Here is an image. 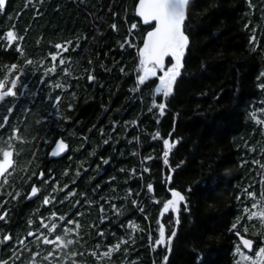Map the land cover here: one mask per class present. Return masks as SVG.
Instances as JSON below:
<instances>
[{
  "label": "trees",
  "instance_id": "16d2710c",
  "mask_svg": "<svg viewBox=\"0 0 264 264\" xmlns=\"http://www.w3.org/2000/svg\"><path fill=\"white\" fill-rule=\"evenodd\" d=\"M136 1L7 0L0 8V80L26 85L12 115L17 139H0V147L16 150L0 182L3 264H72L73 252L76 264H245L237 248L254 257L264 246V0L190 3V44L162 115L149 111L157 96L162 102L154 85L136 84L137 46L149 30L134 15ZM161 137L172 143L167 163ZM58 138L69 152L49 160ZM32 186L38 194L29 200ZM170 187L187 196L178 224L176 215L159 211ZM101 206L111 218L103 224L111 232L101 251L121 237L126 242L97 259ZM53 211L55 235H65L61 215L80 225L67 226L74 243L55 251L42 237L37 246L41 230L51 237L41 218L50 224ZM160 224L176 234L154 249ZM30 231L36 236L28 237ZM236 231L254 240L252 253ZM20 240L40 256L17 247ZM49 251L54 255L44 259Z\"/></svg>",
  "mask_w": 264,
  "mask_h": 264
},
{
  "label": "snow or ice",
  "instance_id": "6c2138e0",
  "mask_svg": "<svg viewBox=\"0 0 264 264\" xmlns=\"http://www.w3.org/2000/svg\"><path fill=\"white\" fill-rule=\"evenodd\" d=\"M6 0H0V8L5 7ZM190 3V0H138L135 5V13L138 17L141 18L145 25H148L149 30L143 36V43L142 45L137 46V55H138V65L139 72L136 74V84L137 86H144L145 88L148 87L149 84L154 85V92L157 94L162 95L163 97L167 98L174 90V84L177 80V77L181 74V69L183 67V58L185 56L186 49L190 44V38L186 34L187 29L185 27L186 19H187V8ZM133 28L136 27L135 24L132 25ZM8 42L12 43L14 39L13 31L7 32ZM125 43H128L125 41ZM131 46V45H130ZM56 49H60L62 47L61 44L57 43L55 45ZM124 45L121 44V48ZM166 58H170V61H166ZM52 59L55 60L56 56L53 55ZM27 63V62H26ZM62 63V61H61ZM16 65H13L15 68ZM123 71V69H121ZM264 76V73L261 74ZM155 77V80H150V78ZM93 76L89 75L88 80H93ZM44 76H41V82H43ZM158 81V82H157ZM59 87V85H57ZM262 89H264V84L260 85ZM26 85L22 84L18 81L17 78H11L10 80H0V102L5 101L7 97H17L25 95ZM135 91V89H134ZM61 97L57 95L55 97V101L59 102ZM159 100V96H157L152 101V108L159 109L161 115L164 113V110L167 106V100L162 102H157ZM71 107V105H69ZM8 113L13 112L12 107L7 108ZM8 116H4L3 119L5 121L8 120ZM132 124H136V121L133 120ZM4 127L3 124H0V128ZM13 137L17 135V129H13ZM159 136V133H157ZM10 137L9 139H11ZM163 141V156L165 158V163H167V158L169 156V151L172 147V143L168 138L161 137ZM66 145L60 139L55 140V149L51 152V155L56 156L60 152H64ZM9 150L3 151V159L0 160V173H6V166H8L10 161V156L12 155L11 152V145H8ZM147 171V169H145ZM40 179H43V173H41ZM169 178L166 177V180ZM67 187V186H65ZM148 190L151 192L153 190V184H148ZM170 197L169 199H165L163 201L162 207L159 209L160 213H170L171 215L178 216V210L180 206H183L184 211H188L187 205V196L182 194V191L177 190L175 188H169ZM187 192L191 191V186L186 190ZM38 192V188L36 186H32L31 191L27 193V198H33ZM253 193L248 192V196H252ZM71 196V193H69ZM15 199V197H13ZM239 199V197H237ZM49 200L48 197L44 198V204H48ZM133 205H136V201H133ZM78 207L77 205L73 206V211L75 208ZM115 207V206H113ZM253 208H256L257 205L253 204ZM118 211V210H117ZM249 209L247 207L244 208V212L247 213ZM101 227L100 231L96 233L97 239L104 238L101 240V243L96 245V250L92 252L93 256H96L97 259L100 256H107L111 252L117 250L121 243L126 242V240L121 237L116 241L115 244H110L107 247V251H101L104 244L107 243L108 233L111 232L109 229L107 232L103 229L104 222L111 223V218L101 206ZM70 215V214H69ZM79 216L80 213H77ZM256 213L253 212L252 216H255ZM53 218L50 224H43V218H41V224L44 228L47 229V232L51 234L44 235L43 230L40 231L39 236L37 237V246H40V238L42 237V244L43 245H55V250H62L67 248L69 245L74 243L73 240L67 239V235L72 233V229L67 227L68 225H76V228L79 229L80 225L78 221L68 219L65 215H61L58 219L61 222L66 221L64 226L65 235H55L54 230L57 229L58 225L55 222V218L57 217V213L53 211L51 213ZM260 217L264 220V211L260 212ZM3 218V217H0ZM251 219V217H250ZM177 224L179 223L178 218L175 221ZM233 223L231 228L232 230L237 229V224ZM247 231V229H245ZM176 234V228H171V234H166V229L163 224H160L159 227V238L155 240V244L153 248L155 249L157 246L167 247L168 244L173 240ZM28 237L36 236L34 232H28ZM114 236L115 233H112ZM236 235L240 237V243L246 249H252L253 241L251 239L244 238L241 236L239 231H236ZM54 237V238H52ZM11 237L9 235H5L3 237L4 241H10ZM27 237L25 238V240ZM25 240H20L17 242V247L21 250L26 249ZM63 241V242H62ZM27 251L31 252V249H26ZM127 251V249H125ZM237 254L241 257V259L245 262V264H264V246H261L259 250L255 251V256H248L244 255L240 251V248L236 249ZM34 258H38L40 256L39 252H31ZM23 255V251L21 252V256ZM54 255L53 251L47 252V255L44 259H48ZM79 255V253L73 252L72 253V264H76L75 258ZM19 259V257L17 258ZM202 259V254H201ZM167 260V257H165ZM3 264V262H0Z\"/></svg>",
  "mask_w": 264,
  "mask_h": 264
},
{
  "label": "flooded vegetation",
  "instance_id": "af4514ba",
  "mask_svg": "<svg viewBox=\"0 0 264 264\" xmlns=\"http://www.w3.org/2000/svg\"><path fill=\"white\" fill-rule=\"evenodd\" d=\"M91 81H89V82H91ZM15 106H16V97L15 98L7 97L5 99V101L0 102V124L4 125V127L0 128V139L1 140H5V141L10 142V143H13L17 139V135H16V137H13V135H12L13 134V129H17V126H15V123L13 122L14 118L12 116L13 112L15 110ZM8 107H12L13 108V112L12 113H8L7 112V108ZM4 116H8L9 117L7 121H5L3 119ZM10 137H12V138L9 139ZM8 145L9 144H7L6 147H0V160L3 157V151L4 150H9L8 149ZM68 145H69V143H68ZM69 149H70V146H69ZM10 150L12 151V162H13V164H12V167L7 172H9L13 168L14 156H15V151H16L15 147L13 145H11V149ZM6 173L2 176V178L6 175ZM2 178L0 179V182H1Z\"/></svg>",
  "mask_w": 264,
  "mask_h": 264
},
{
  "label": "water",
  "instance_id": "95a60500",
  "mask_svg": "<svg viewBox=\"0 0 264 264\" xmlns=\"http://www.w3.org/2000/svg\"><path fill=\"white\" fill-rule=\"evenodd\" d=\"M7 1V0H6ZM193 0H190V3L192 2ZM138 2V0L136 1V3ZM136 3H135V5H136ZM190 3H189V5H190ZM5 5H6V3H5ZM188 5V6H189ZM187 10H188V8H187ZM134 15H135V17L140 21V24L142 25V26H148V25H145L144 23H143V21L141 20V18L140 17H138L137 15H136V13H135V6H134ZM166 60H167V58H166ZM181 71H182V69H181ZM179 77V76H178ZM178 77H177V79H178ZM158 82V81H157ZM176 83V82H175ZM174 86H175V84H174ZM164 98L165 97H163L162 96V101H164ZM58 139H60V140H62V142L66 145V148H65V151L64 152H60V153H58L56 156H53V155H51V152L55 149V142L53 143V145H52V147L50 148V150H49V152H48V159L49 160H55V159H59V158H61V157H63V156H65L66 154H68V152H69V145H68V143L65 141V140H63L62 138H58ZM12 152V151H11ZM2 159H3V157H2ZM1 159V160H2ZM10 161H11V163L8 165V166H6V172L12 167V164H13V162H12V155L10 156ZM5 173H0V179L2 178V176L4 175ZM32 188V187H31ZM30 191H31V189H30ZM29 191V192H30ZM38 194V193H37ZM37 194L33 197V198H31V199H29V200H34V199H36V197H37ZM176 218H177V215H176ZM244 238H247V239H250V238H248V237H245V236H243ZM238 239H239V242H240V237H238ZM252 240V239H251ZM253 241V247H252V249H246V248H244L243 247V245L241 244V247H242V249L245 251V252H247V253H252L253 252V250H254V246H255V242H254V240H252Z\"/></svg>",
  "mask_w": 264,
  "mask_h": 264
},
{
  "label": "rangeland",
  "instance_id": "374dc122",
  "mask_svg": "<svg viewBox=\"0 0 264 264\" xmlns=\"http://www.w3.org/2000/svg\"><path fill=\"white\" fill-rule=\"evenodd\" d=\"M153 78V77H152Z\"/></svg>",
  "mask_w": 264,
  "mask_h": 264
}]
</instances>
